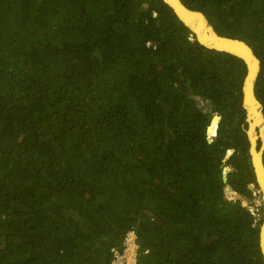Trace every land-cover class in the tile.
<instances>
[{
	"label": "trees",
	"instance_id": "trees-1",
	"mask_svg": "<svg viewBox=\"0 0 264 264\" xmlns=\"http://www.w3.org/2000/svg\"><path fill=\"white\" fill-rule=\"evenodd\" d=\"M182 1L264 106V0ZM246 74L164 0H0V264H112L129 230L136 264H264V205L225 194L256 183Z\"/></svg>",
	"mask_w": 264,
	"mask_h": 264
},
{
	"label": "water",
	"instance_id": "water-1",
	"mask_svg": "<svg viewBox=\"0 0 264 264\" xmlns=\"http://www.w3.org/2000/svg\"><path fill=\"white\" fill-rule=\"evenodd\" d=\"M173 10L174 14L177 16L178 20L184 24L190 31H192V40H197L200 44L207 48L219 50L228 52L230 54H233L235 56H238L239 58L243 59L247 65V74L244 79L243 83V105L246 110V122L248 123V128L246 129L249 141H250V154L252 157V164L256 175V183L262 193L261 203L264 205V106L261 103V101L258 99L255 91V85L257 82V78L259 76L260 70H261V61L254 52L253 48L248 44L246 41L229 37V36H223L220 35L215 27L212 25V23L209 21L205 13H203L200 10H194L189 8L182 0H164ZM199 29H198V28ZM255 60L252 62L251 60ZM253 60V61H254ZM247 84H249V89H247ZM249 90V93L251 92V96L254 99V102L256 104H259V107L261 109L262 113V119L263 122L261 124L263 126H259L257 124L256 129L255 127H251V119H250V110L249 107H247L246 104V94ZM202 102L200 104V108L205 111L211 110L210 103L202 97ZM216 115L212 117V120L210 124L207 127V132L209 133V126L211 125L213 119ZM218 118L220 120V116L218 115ZM218 120V122H219ZM255 132L254 137L256 136L257 139L253 141L250 136V131ZM210 134V133H209ZM262 139V147L259 149L257 148V141L258 139ZM259 152H262L261 155H259L260 159L256 160V154ZM229 158V155L226 154L225 160ZM260 162V163H259ZM234 168L230 167V171H232ZM226 166H224L223 171V180L226 182L227 179V172H225ZM230 188H236L239 190V188L234 185L230 184ZM249 189L251 192L254 190V185L251 184L249 186ZM225 192L229 193V189L225 187ZM240 192V190H239ZM241 194V193H240ZM248 202H251L250 198H247ZM253 206H251L252 208ZM254 209V207H253ZM260 247L261 251L264 257V218L263 223L261 224V230H260Z\"/></svg>",
	"mask_w": 264,
	"mask_h": 264
},
{
	"label": "rangeland",
	"instance_id": "rangeland-1",
	"mask_svg": "<svg viewBox=\"0 0 264 264\" xmlns=\"http://www.w3.org/2000/svg\"><path fill=\"white\" fill-rule=\"evenodd\" d=\"M144 5H147V3H145ZM215 118L219 119L218 118V115L215 116ZM248 128V126H247ZM211 131V130H210ZM209 133V137L211 140H213L212 138L215 136L213 135V130ZM218 132V131H217ZM218 134V133H217ZM259 140L261 141V146L262 147V139L259 138L258 141H257V148L259 149ZM233 153V149H230L227 154L229 155V157L231 156V154ZM230 166L229 164L226 165V170L225 172H227V177H228V172L230 171ZM229 182V181H228ZM254 185V190L252 191V197H246V196H243L242 194H240V192L238 193H233V191H231L232 189L230 188V182L226 185V188L229 189V193L225 192L226 196L229 198V199H236V198H240L242 200V203L245 204V205H249V208L256 214L257 218H261L262 216H260L258 213H256V211L258 210V206L261 205V198H262V193L258 187V185H256L255 183H252ZM251 185V184H250ZM249 185V186H250ZM247 198H250L251 199V202H248L247 201ZM251 206L253 207L251 208ZM263 218H264V215H263ZM134 241L131 239L129 242H128V246L127 248L124 249V251H126V258L127 260L131 259V256L132 255H135L136 253V250H135V244L136 243H133ZM127 262V261H126Z\"/></svg>",
	"mask_w": 264,
	"mask_h": 264
},
{
	"label": "bare ground",
	"instance_id": "bare-ground-1",
	"mask_svg": "<svg viewBox=\"0 0 264 264\" xmlns=\"http://www.w3.org/2000/svg\"><path fill=\"white\" fill-rule=\"evenodd\" d=\"M198 28V27H197ZM199 29V28H198ZM192 31H191V37H192ZM253 60H254V58H253ZM253 60H251L252 62H254L253 64H255V60L253 61ZM249 84H247V89H249V86H248ZM246 104H247V107H249V110H250V112H249V114H250V119H251V127L253 128V127H255V129H256V126H257V124L260 126H263L262 124H261V122H263V119H262V113H261V109H260V107H259V104H256L255 102H254V99H253V97L251 96V92L249 93V90L247 91V94H246ZM218 120L219 119H217V118H214L213 119V121H212V123H211V125L209 126V131L211 130H213V132L215 133V130H216V127L218 126ZM260 126V127H261ZM210 131V132H211ZM211 134V133H210ZM254 135H255V132H253L252 130L250 131V136H251V139L253 140V141H255V139H257V137L255 136L254 137ZM253 138H255V139H253ZM262 154V152H259L258 154H256V160L257 159H260L259 158V155H261ZM260 163V162H259ZM230 191V190H229ZM231 191H235V192H237L238 193V191H236L234 188L231 190Z\"/></svg>",
	"mask_w": 264,
	"mask_h": 264
},
{
	"label": "built area",
	"instance_id": "built-area-1",
	"mask_svg": "<svg viewBox=\"0 0 264 264\" xmlns=\"http://www.w3.org/2000/svg\"><path fill=\"white\" fill-rule=\"evenodd\" d=\"M131 239L134 241L133 243H136L135 242L136 235H135L134 231H130L128 233V237L126 238V241H125V248H127L128 242ZM137 247H138L137 244H135L136 253H137ZM112 250L114 251V258H113L112 264H136V253H135V255L131 256V259L127 260L126 254H125L126 251L123 250L121 252V251L114 249V248Z\"/></svg>",
	"mask_w": 264,
	"mask_h": 264
},
{
	"label": "clouds",
	"instance_id": "clouds-1",
	"mask_svg": "<svg viewBox=\"0 0 264 264\" xmlns=\"http://www.w3.org/2000/svg\"><path fill=\"white\" fill-rule=\"evenodd\" d=\"M201 102H202V99H201ZM243 106H244V105H243ZM214 115H218V114H214ZM214 115H213V116H214ZM219 116H220V115H219ZM220 117H221V116H220ZM220 119H221V118H220ZM247 124H248V123H247ZM218 126H219V122H218ZM246 129H247V128H246ZM246 129H245V130H246ZM217 131H218V127H217ZM217 131H216V133L214 134L215 136H216L217 133H218ZM207 133H208V132H207ZM228 151H229V150H228ZM130 231H134V230H129L128 233H129ZM128 233H127V235H126V237H125V239H124V245H125L126 238L128 237ZM134 233H135V231H134ZM135 235H136V233H135ZM136 240H137V235H136ZM136 240H135V242H136ZM136 244H137V242H136ZM137 246H138V245H137ZM137 248H138V247H137Z\"/></svg>",
	"mask_w": 264,
	"mask_h": 264
}]
</instances>
